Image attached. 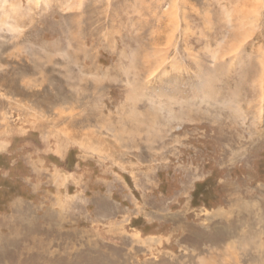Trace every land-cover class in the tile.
I'll return each instance as SVG.
<instances>
[{
	"label": "rangeland",
	"instance_id": "374dc122",
	"mask_svg": "<svg viewBox=\"0 0 264 264\" xmlns=\"http://www.w3.org/2000/svg\"><path fill=\"white\" fill-rule=\"evenodd\" d=\"M0 264H264V0H0Z\"/></svg>",
	"mask_w": 264,
	"mask_h": 264
},
{
	"label": "trees",
	"instance_id": "16d2710c",
	"mask_svg": "<svg viewBox=\"0 0 264 264\" xmlns=\"http://www.w3.org/2000/svg\"><path fill=\"white\" fill-rule=\"evenodd\" d=\"M203 188H204L203 184H198L197 185V190H199V191L202 190L203 191Z\"/></svg>",
	"mask_w": 264,
	"mask_h": 264
}]
</instances>
